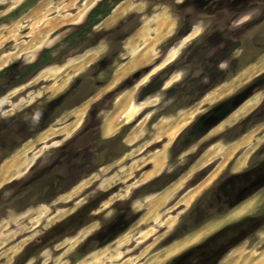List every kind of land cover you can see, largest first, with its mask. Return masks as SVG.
<instances>
[{"label":"rangeland","instance_id":"rangeland-1","mask_svg":"<svg viewBox=\"0 0 264 264\" xmlns=\"http://www.w3.org/2000/svg\"><path fill=\"white\" fill-rule=\"evenodd\" d=\"M26 1L0 0V264H213L218 234L246 238L220 264H264V226H232L264 214V186L237 199L264 174V0H110L82 31L101 0Z\"/></svg>","mask_w":264,"mask_h":264},{"label":"bare ground","instance_id":"bare-ground-1","mask_svg":"<svg viewBox=\"0 0 264 264\" xmlns=\"http://www.w3.org/2000/svg\"><path fill=\"white\" fill-rule=\"evenodd\" d=\"M126 7V6H125ZM122 11V10H121ZM121 11H118V13L116 14L117 16L121 14ZM138 34V33H137ZM137 34L135 35V37H131L128 41V44H127V51H128V56H130V59L127 61V63H125L124 65H122L118 70L117 72L114 74L113 78H112V81L110 82L109 85H114L116 84L120 79L124 78L126 75H128L130 72H132L134 69H136L137 67L145 64V57L144 55L137 50V45H136V38H137ZM93 58V55L92 54H89L86 58H84V60H82V62H79L77 64H74L72 65V70H74V72H78L85 64L86 62H89L91 59ZM57 73V72H56ZM49 74V73H48ZM55 74V73H54ZM251 74V73H250ZM46 75V74H45ZM57 76V75H56ZM52 77V76H51ZM55 81V80H54ZM63 83L64 81L58 83V82H54L50 87L53 89V91H57L59 89H61V87L63 86ZM110 86V87H111ZM210 100V99H209ZM83 107L84 106H81L77 109H75L72 113V116L75 117V120H73L69 125L61 128L58 132L60 133H64V134H70L72 133L76 128H77V125H78V121L80 120L81 116H82V113H83ZM192 120V118H191ZM190 120V121H191ZM115 122V121H114ZM166 122V121H165ZM107 123V121H106ZM105 123V124H106ZM112 121H111V125H112ZM115 125V124H114ZM113 126V125H112ZM108 128H111V127H108ZM113 128V127H112ZM115 130V129H114ZM182 130V129H181ZM107 131V130H106ZM137 132V131H136ZM55 132L52 131V130H47L46 132L43 133L42 136H39V138L37 139V142H42L44 141V139L46 137H50L54 134ZM57 133V132H56ZM111 133V132H110ZM138 133V132H137ZM139 134V133H138ZM61 136V135H60ZM164 138V137H163ZM134 139V137H133ZM160 141V139H158ZM157 141V140H156ZM154 142V141H152ZM130 143V142H129ZM29 146L26 145L24 148H23V151H27L29 148ZM233 150V149H232ZM229 154V153H228ZM228 156V155H227ZM9 161H6V163L8 162L9 163V168H13L14 166V169L16 172H20V170H22L24 167H27L26 165L29 166V164L27 163L28 160H26V158H16V157H13L11 159H8ZM6 163L2 166L1 168V173H5L4 170H6L7 166ZM146 163V162H145ZM12 165V166H11ZM5 167V168H4ZM8 168V169H9ZM1 178H4V176H1ZM194 194V193H193ZM67 199V198H66ZM65 199V200H66ZM185 205V204H184ZM61 214V213H60ZM58 218V217H57ZM249 254V253H248ZM251 257V256H250ZM238 258V256H237ZM264 258V257H263ZM233 259V258H232ZM241 260V259H240ZM245 260V259H244ZM238 261V259H237ZM243 261V260H242ZM234 262V260H233ZM262 263V260L261 258L259 257V260L255 261L254 260H249L247 262V264H261Z\"/></svg>","mask_w":264,"mask_h":264},{"label":"flooded vegetation","instance_id":"flooded-vegetation-1","mask_svg":"<svg viewBox=\"0 0 264 264\" xmlns=\"http://www.w3.org/2000/svg\"><path fill=\"white\" fill-rule=\"evenodd\" d=\"M249 183L250 184L245 186L243 188V190H241L239 192V196L237 199L241 200V198H243V196H245L248 192H251L257 188H263V186H264V174L253 178L251 180V182H249ZM261 218H263V219L259 220V221L248 222V223H243V224H232V226H264V214L261 216ZM230 225L231 224H226L224 226H230ZM217 239L218 240L216 241V245H213V246L210 245L209 241L202 242L201 245L199 244L200 245L199 248L203 249V251L204 250H207L208 252L211 251V254L208 256V259L212 258V262L214 261L213 264H220V262L223 260L224 256L229 254L232 250L236 249L243 242L246 241V238H245L242 241L238 240L239 242H237V243H233V244L228 243L227 244L226 242L222 241L221 234H218ZM214 244H215V242H214ZM190 252H192V250L187 251L184 255H182L183 259H187L188 257L190 258L191 257Z\"/></svg>","mask_w":264,"mask_h":264},{"label":"trees","instance_id":"trees-1","mask_svg":"<svg viewBox=\"0 0 264 264\" xmlns=\"http://www.w3.org/2000/svg\"><path fill=\"white\" fill-rule=\"evenodd\" d=\"M29 4H30V0H27L21 6L22 8H25ZM111 9L112 8L110 6V0H101L95 7H93L89 11L86 17V23L80 30L81 31L86 30L98 24L104 17H106L110 13ZM45 55L46 52L43 53L41 59L38 61L39 63L43 62V58L45 57ZM31 67L34 66H30V68Z\"/></svg>","mask_w":264,"mask_h":264}]
</instances>
